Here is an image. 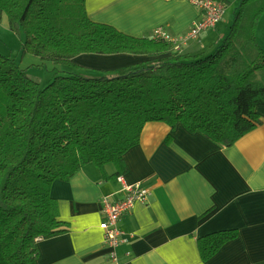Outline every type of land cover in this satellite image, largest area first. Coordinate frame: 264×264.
I'll list each match as a JSON object with an SVG mask.
<instances>
[{
    "label": "trees",
    "instance_id": "16d2710c",
    "mask_svg": "<svg viewBox=\"0 0 264 264\" xmlns=\"http://www.w3.org/2000/svg\"><path fill=\"white\" fill-rule=\"evenodd\" d=\"M218 1L225 10L240 1L230 31L214 50L192 53L154 32L139 37L94 21L88 0H0V17L24 37L23 55L55 65L42 87L0 54V264H38L39 240L70 230L51 194L55 181L87 164L103 175L109 164L115 176L125 173V154L148 122L183 126L220 146L254 130L249 1ZM121 53L148 58L95 77L74 61ZM238 235L233 229L199 238L202 259Z\"/></svg>",
    "mask_w": 264,
    "mask_h": 264
},
{
    "label": "crops",
    "instance_id": "0c3cea01",
    "mask_svg": "<svg viewBox=\"0 0 264 264\" xmlns=\"http://www.w3.org/2000/svg\"><path fill=\"white\" fill-rule=\"evenodd\" d=\"M94 21L134 36H151L157 28L172 35L189 31L202 18L196 0H88ZM227 15V14H226ZM234 18V16H233ZM205 32L186 44V52H210L228 35V28ZM144 55L81 54L75 63L87 71L118 69L146 60ZM127 184L151 190L118 226L127 239L118 247L121 264H259L254 130L232 146H220L183 126L173 130L148 122L140 142L125 154ZM113 164L106 175L87 164L69 180H57L51 194L60 220L70 230L38 242V264H112L111 247L100 225L105 221L103 198L126 197ZM237 229L236 239L207 261L198 239ZM129 253V255H128Z\"/></svg>",
    "mask_w": 264,
    "mask_h": 264
},
{
    "label": "built area",
    "instance_id": "2783aa9c",
    "mask_svg": "<svg viewBox=\"0 0 264 264\" xmlns=\"http://www.w3.org/2000/svg\"><path fill=\"white\" fill-rule=\"evenodd\" d=\"M196 4L203 11L202 18L197 21L191 31L178 35L180 36L178 37L167 33L163 28H157L154 31L155 37L165 42H172L176 49H180L190 41L197 39L196 37L201 32L215 28L225 15L224 6L218 0H196ZM118 180L123 184L126 197L119 201H113L110 197L103 198L105 221L100 225V228L105 232V241L112 249L110 255L112 264H121L117 250L121 243L127 241L123 238L124 232L118 226L120 219L129 213L136 203H146L151 193V190L143 184H127L122 176Z\"/></svg>",
    "mask_w": 264,
    "mask_h": 264
},
{
    "label": "rangeland",
    "instance_id": "374dc122",
    "mask_svg": "<svg viewBox=\"0 0 264 264\" xmlns=\"http://www.w3.org/2000/svg\"><path fill=\"white\" fill-rule=\"evenodd\" d=\"M239 4L240 1L238 2L235 1L225 10L224 18L226 17V19L222 23L221 27L228 28V33L230 31L231 24L233 23L234 20L233 19L234 12L236 10V7L239 6ZM196 23L197 21L193 24V26L190 28L189 31H191V29L196 25ZM189 31L185 32V34L188 33ZM205 32H201L196 38L199 39L201 34L203 35ZM23 43H24V37L16 34L10 29L8 16L6 14H3V16L0 17V54L15 59L19 64V66L22 69H25L28 75L32 79L39 82L42 85V87L48 85L54 78V72H55L54 63L52 62L42 63V60L40 58L32 54L23 55L21 51ZM58 68L60 70L64 69L63 66H59ZM94 72L95 71H86L83 74L88 77H95L96 73Z\"/></svg>",
    "mask_w": 264,
    "mask_h": 264
},
{
    "label": "bare ground",
    "instance_id": "6f19581e",
    "mask_svg": "<svg viewBox=\"0 0 264 264\" xmlns=\"http://www.w3.org/2000/svg\"><path fill=\"white\" fill-rule=\"evenodd\" d=\"M174 36H178V35H174ZM168 43H170V44H172L173 46H175V44H173L172 42H168Z\"/></svg>",
    "mask_w": 264,
    "mask_h": 264
}]
</instances>
